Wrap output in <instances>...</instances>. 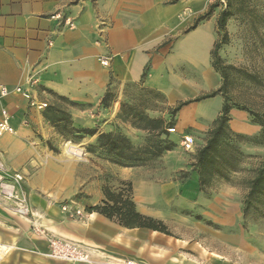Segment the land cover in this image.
I'll list each match as a JSON object with an SVG mask.
<instances>
[{
	"label": "crops",
	"instance_id": "obj_1",
	"mask_svg": "<svg viewBox=\"0 0 264 264\" xmlns=\"http://www.w3.org/2000/svg\"><path fill=\"white\" fill-rule=\"evenodd\" d=\"M211 4V0H0V87L10 91L0 105L10 111L16 130L0 138L4 166L34 167L32 158L23 162L19 148L28 135L25 123L37 120L31 112L42 110L29 108L12 91L16 86L31 89L39 101L47 103L55 95L72 102V125L95 130L76 141L85 152L99 133H129L130 125L117 118L125 85L161 93L168 107L194 99L201 89L216 90L221 78L211 66L210 52L217 39V8L187 31ZM102 57L108 58L107 66L100 63ZM109 87H116L115 99L103 108L101 98ZM222 103L216 94L183 106L177 112L178 128L201 120L208 129ZM229 114L238 116V112ZM231 127L235 129L234 124ZM93 165L92 172L89 160L88 174L81 163L74 168L64 165L55 179L49 171L47 180L33 177L31 184L46 192L29 194V202L43 215V228L32 230L23 218L0 212V242L9 247L0 264H73L45 255L51 236L82 245L91 264H227L224 230H212L203 221L211 219L218 228L225 227V205L218 196L200 190L195 175L185 181L151 180L133 169L110 166L119 179L131 182L137 211L161 220L170 232L167 235L124 228L96 212H86L87 206L103 199ZM59 202H64L66 211ZM178 204L186 212H175ZM71 209L82 215L68 219ZM185 216L186 223L180 222Z\"/></svg>",
	"mask_w": 264,
	"mask_h": 264
},
{
	"label": "rangeland",
	"instance_id": "obj_2",
	"mask_svg": "<svg viewBox=\"0 0 264 264\" xmlns=\"http://www.w3.org/2000/svg\"><path fill=\"white\" fill-rule=\"evenodd\" d=\"M211 3L220 4L217 0H211ZM236 6L238 5H234L235 9ZM220 7L219 5L216 6L218 11ZM247 8L250 12L248 10H245L244 13L235 12L233 16L228 18L226 22L227 43L221 45L218 50L221 62L229 67L226 70L228 77L226 89L232 106L230 111L238 112L237 115L239 116L231 118L229 115L230 120L222 137V141L225 143L220 146L219 150H238L239 154L232 162L234 167H229L227 164L221 168V171L214 169L208 184L202 189L209 196H218L221 203L225 205V227L222 228L220 224L218 228L217 223H213L211 219H204L203 221L212 230L217 231L219 229L220 232L224 230L227 264H264V218L259 217L254 211L243 218L241 212L247 182L253 176L254 170L264 156V135L256 122L257 116L264 118V0H247ZM115 89L116 87H114V93H116ZM206 93L208 92L201 89L196 97ZM122 95V102L133 105L136 110L143 111L147 115L155 114L156 117L164 115L166 117L164 120L167 122L166 128H176L175 132L166 131L165 134L158 137L131 126L132 129L127 128L129 133L125 135L135 147L142 148L160 140L169 144L171 148L159 155L149 157L140 164L125 168L133 169L137 172L136 175H145L151 180L177 178L185 181L193 176L191 164L194 162L198 146L203 141L205 143L213 122L208 129L205 128L203 121L199 120L181 130L177 125V113L172 116L169 114L170 108L174 106H166L165 98L161 93L148 91L139 85L128 84L122 87ZM208 104L210 107L206 106L211 108L212 103ZM47 105V108L39 113L31 112L33 118L37 120L34 123L31 121L25 123L28 125L26 127L28 135L25 137L22 147L19 148V150H23V162L26 157L29 160L32 158L34 167L27 170L7 168L23 175L24 180L18 188L20 194L26 195L28 200L30 192L46 194L31 184L33 177L38 176L47 180L48 174L45 172L49 171L55 179L64 165L74 168V165L82 163L87 166L85 173L88 174L89 160L92 162V172L94 170L93 164L97 166L98 181L101 183V188L104 185L112 189L118 188L122 181H128L119 179L118 175L111 170V165H118L112 163L102 150L87 153L85 150H81L76 141L72 140L71 120L68 117V114L71 116L70 109L72 106L67 101L53 97L47 102ZM49 106L60 109L62 112L60 116L65 119L56 124L47 121L44 115ZM231 124L235 125V129L231 127ZM253 126L255 131H252ZM192 130H198L200 134L193 133ZM184 134H189L194 139L195 143L191 150H184L181 146V139ZM64 142L73 146L70 150L74 151V154L64 153L62 148ZM219 164L218 161L216 167H219ZM175 168L176 170L173 171ZM42 172H44L43 175H41ZM29 204L37 214L32 221L24 220L28 222L32 230L37 229V226L43 228L42 213L36 210L34 204L31 202ZM63 206H66L64 202L61 203V210ZM173 208L177 213L186 212L183 205L178 204ZM0 212L15 216L4 210L1 200ZM71 212L73 209L67 211V218L70 220L78 219ZM186 219L185 216L180 222L186 223L188 220ZM212 238H214L213 235L209 236L211 241Z\"/></svg>",
	"mask_w": 264,
	"mask_h": 264
},
{
	"label": "trees",
	"instance_id": "obj_3",
	"mask_svg": "<svg viewBox=\"0 0 264 264\" xmlns=\"http://www.w3.org/2000/svg\"><path fill=\"white\" fill-rule=\"evenodd\" d=\"M235 4L238 5L236 6V9L234 8ZM218 5L221 7L216 18L217 39L213 44L210 54L211 66L219 74L221 84L216 90L199 95L192 100L181 101L169 110V114L172 116L183 106L191 102H199L211 98L216 94H219L223 98L220 112L213 120L208 137L204 145H202L197 151L194 162L191 164L192 172L197 177L198 188L200 190L208 184L214 169L221 171V168L227 164L229 167H234L232 162L239 154L238 150H219L220 146L225 143L222 141V137L223 132L227 129L226 125L230 120L229 112L232 106L230 105L226 89L228 78L226 70L229 67L221 62L218 50L221 45L227 43L226 22L228 18L233 16L235 12L244 13L245 10H248L247 0H225L224 5ZM218 5L211 4L204 14L194 19L187 31L194 29L200 21L206 19L212 13L213 8ZM248 11L250 12V10ZM113 89L109 87L101 98V105L103 108H109L115 99ZM143 89L153 91L147 88ZM53 97L67 101L73 106L72 102L63 96L53 95ZM60 114H62L60 109H57L54 106H49L44 117L47 121L56 124L65 119L64 117H61ZM68 117L71 120L69 114ZM117 118L122 122L129 124L134 129L145 131L157 137L165 134L167 131V122L163 118H151L145 112L136 110L133 105L126 102L120 104ZM256 119V122L261 127L262 134L264 135V118L262 116H257ZM70 128L71 137L74 141L79 140L84 134L93 135L95 132L93 129L75 128L72 125V120ZM170 148L169 144L160 140H156V142L151 145L138 148L130 142L125 134L120 132H102L97 135L95 142L89 145L87 152L91 153L92 151L96 152V150H102L112 163H115L120 167H127L138 163L140 164L149 159V157L159 155ZM218 161L220 164L219 167H216ZM101 192L103 199L94 206H87L85 208L86 212H96L124 228H144L167 235L170 234L167 226L161 220L137 211L133 201V187L130 181H122L118 188L113 189L104 185L101 188ZM253 211L257 212L259 217L264 218V156L254 170L253 176L248 180L246 192L242 199L241 212L243 218Z\"/></svg>",
	"mask_w": 264,
	"mask_h": 264
},
{
	"label": "built area",
	"instance_id": "obj_4",
	"mask_svg": "<svg viewBox=\"0 0 264 264\" xmlns=\"http://www.w3.org/2000/svg\"><path fill=\"white\" fill-rule=\"evenodd\" d=\"M220 5H224L225 0H217ZM59 17V15H56ZM65 23H69L67 19ZM71 25V24H70ZM100 63L103 66L108 65V58H100ZM35 82L33 81L32 84ZM14 93L20 94V96L27 102L29 108L36 110H44L47 107V103L39 101L35 98L31 92V89L23 88L22 86H16L12 90ZM10 91L5 87H0V99L9 95ZM11 113L7 107L0 105V138L5 135H14L16 130L10 122ZM175 127L167 128L169 133L175 132ZM194 139L189 134H184L181 139V146L184 150H191L194 145ZM23 175L19 172L7 169L0 159V200L4 210L8 213L18 216L20 218L32 221L33 217L37 214L29 204L28 197L20 194L18 188L23 182ZM62 210H66V206L62 207ZM75 216H81L82 212L73 209L71 212ZM70 213V214H71ZM38 216V215H37ZM36 230V229H35ZM9 247L0 242V259L4 252H8ZM47 257L65 261L73 264H91L92 261L89 258L87 250L79 243L64 239L61 237L51 236L48 238V248L45 254ZM125 264H134L131 261H127Z\"/></svg>",
	"mask_w": 264,
	"mask_h": 264
},
{
	"label": "bare ground",
	"instance_id": "obj_5",
	"mask_svg": "<svg viewBox=\"0 0 264 264\" xmlns=\"http://www.w3.org/2000/svg\"><path fill=\"white\" fill-rule=\"evenodd\" d=\"M71 147H73V146H71L68 142L67 143H62V148H63V150H64V153L65 154H68V155H72V154H74L73 152L74 151H72V150H70V148ZM6 246V245H5ZM7 253V252H6ZM5 253V254H6Z\"/></svg>",
	"mask_w": 264,
	"mask_h": 264
}]
</instances>
